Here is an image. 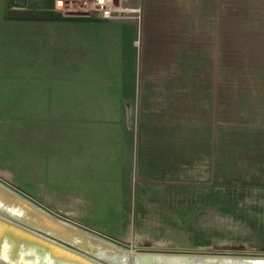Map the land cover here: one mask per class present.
I'll list each match as a JSON object with an SVG mask.
<instances>
[{
	"label": "crops",
	"instance_id": "crops-1",
	"mask_svg": "<svg viewBox=\"0 0 264 264\" xmlns=\"http://www.w3.org/2000/svg\"><path fill=\"white\" fill-rule=\"evenodd\" d=\"M139 12L140 34L159 37L144 50L173 51L170 37L183 36L191 37L182 47L185 52H237L247 49L239 43L254 42L259 46L251 50L264 51V0H141ZM76 37L77 32H71L63 45L61 0H0V149L20 145L23 186L29 181L40 186L52 178L54 191L66 194L75 187L84 158L89 194L109 195L110 178H119L115 166L125 161L129 83L128 94L137 101L133 110L139 116L133 129L137 173L148 169L144 157L152 155V147L158 157L149 169L152 174L159 179L176 176L188 187L191 171L210 162L214 190L208 202L216 211L212 218L258 226L264 220V97L261 102L257 96L260 104L256 101L252 108L246 101V120L231 128L227 168L221 163V137L216 135L223 83L216 59L204 63L201 77L191 76L184 83L182 123L174 126L158 123V117L174 115L176 81L153 76L143 86L140 76L124 75L115 88L105 86L110 85L109 77L79 75ZM93 47L90 54L104 48ZM126 47L124 39L119 58H124ZM83 64L95 66L88 59ZM230 89H236L233 82ZM203 114L209 119L194 118ZM250 116L259 118L255 122ZM220 177L231 178V218L223 214V205L217 206L215 179ZM73 179L63 190L62 180Z\"/></svg>",
	"mask_w": 264,
	"mask_h": 264
},
{
	"label": "rangeland",
	"instance_id": "rangeland-1",
	"mask_svg": "<svg viewBox=\"0 0 264 264\" xmlns=\"http://www.w3.org/2000/svg\"><path fill=\"white\" fill-rule=\"evenodd\" d=\"M100 1L102 3H99ZM140 1L61 0L63 45L66 43L65 39L70 38L71 32H77L78 74L109 77L110 85L105 86L115 88L118 77L124 75L127 78L140 76L142 83L147 77H168V80L172 78L176 81L175 87L179 93L175 96L177 99H174V115L168 118L158 117V123L168 122L178 126L183 118L181 107L182 95L186 91L183 88L184 83H187L191 76L201 77V72L205 69L204 63H212L216 59L220 64L223 81L222 108L220 115L215 118L218 130L216 135L221 137V163L228 168L231 128H235L236 123L240 127V119L246 120L244 116L246 101L252 108L257 96L261 102L264 97L262 94L264 93V51L251 50L259 46L254 42L239 43V48L247 47V49L237 52H185L182 47L191 37L183 36L170 37L175 47L173 51L144 50L153 47V43L158 42L159 37H145L140 34L143 29L139 12ZM75 26L77 29L74 28ZM124 39L127 46L125 56L119 58L118 46ZM93 45L104 48L90 54L89 48ZM90 55H94L95 59L90 60ZM87 59L95 66H85L83 61ZM232 82L236 89H230ZM131 86L133 92L135 84ZM89 87L93 85L89 84ZM128 88L129 83H126L125 161L116 166L109 165L111 168L114 166L118 168L117 172H119L118 180L112 177L109 180L112 185L109 195L101 196L100 192L89 194L85 172L82 171L85 167L84 158L79 164L82 170L76 174L79 177L76 179L77 183L73 190L69 189L66 194L54 191L52 178L43 180L40 186L34 185L32 181L26 182L23 186L20 145L0 149V179L5 185L7 182L33 198L34 201L30 199L29 201L52 215H58L66 222L95 235L121 242L127 245L126 249L197 247L212 249L211 253L230 251L233 254H264V220H260L258 226L249 227L241 220L237 223L234 220L232 224L212 218L216 211L211 209V204L208 202V196L212 195L214 190L208 168L210 162L201 164L200 171L194 173L191 171L192 178L188 187L187 181L176 176L159 179L152 174L149 169L156 164L155 159L158 158L155 155L156 149L152 147V155L144 157V167L148 169L144 174L137 173L132 161L133 129L137 125L139 116L133 110V104L137 101L128 94ZM231 91L234 96L232 99ZM257 102L260 104L259 101ZM194 118L200 122L209 119L204 114ZM258 118L250 116L249 120L255 119L256 122ZM16 143L20 144V142ZM196 176L201 178H195ZM62 181L64 190L68 187V182L75 180H66L67 184ZM215 191L217 206L220 208L223 205L227 209L223 214L230 215L231 218V178H216ZM221 214L222 212L219 215ZM235 224H238L237 228Z\"/></svg>",
	"mask_w": 264,
	"mask_h": 264
},
{
	"label": "bare ground",
	"instance_id": "bare-ground-1",
	"mask_svg": "<svg viewBox=\"0 0 264 264\" xmlns=\"http://www.w3.org/2000/svg\"><path fill=\"white\" fill-rule=\"evenodd\" d=\"M2 182L0 264H264V254L259 253H211L197 247L126 249L121 242L52 215Z\"/></svg>",
	"mask_w": 264,
	"mask_h": 264
},
{
	"label": "water",
	"instance_id": "water-1",
	"mask_svg": "<svg viewBox=\"0 0 264 264\" xmlns=\"http://www.w3.org/2000/svg\"><path fill=\"white\" fill-rule=\"evenodd\" d=\"M117 1V0H116ZM6 184L11 187L13 190L17 191L18 193L22 194L23 196H25L26 198L30 199V200H33V198H31L30 196H28L27 194H25L24 192L18 190L17 188L13 187L12 185H10L9 183L6 182ZM105 237V236H104ZM108 238V237H107ZM112 240V239H111Z\"/></svg>",
	"mask_w": 264,
	"mask_h": 264
}]
</instances>
